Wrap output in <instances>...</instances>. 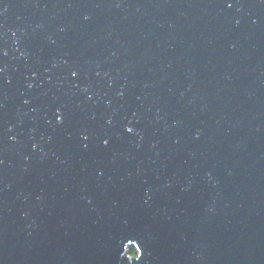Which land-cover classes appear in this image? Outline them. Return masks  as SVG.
Instances as JSON below:
<instances>
[{"label":"water","instance_id":"obj_1","mask_svg":"<svg viewBox=\"0 0 264 264\" xmlns=\"http://www.w3.org/2000/svg\"><path fill=\"white\" fill-rule=\"evenodd\" d=\"M124 262L264 264V0H0V264Z\"/></svg>","mask_w":264,"mask_h":264},{"label":"trees","instance_id":"obj_2","mask_svg":"<svg viewBox=\"0 0 264 264\" xmlns=\"http://www.w3.org/2000/svg\"><path fill=\"white\" fill-rule=\"evenodd\" d=\"M131 253L134 255L136 254L135 248H131ZM123 264H130L129 262H124Z\"/></svg>","mask_w":264,"mask_h":264},{"label":"snow or ice","instance_id":"obj_3","mask_svg":"<svg viewBox=\"0 0 264 264\" xmlns=\"http://www.w3.org/2000/svg\"><path fill=\"white\" fill-rule=\"evenodd\" d=\"M129 131H131V129H129Z\"/></svg>","mask_w":264,"mask_h":264},{"label":"rangeland","instance_id":"obj_4","mask_svg":"<svg viewBox=\"0 0 264 264\" xmlns=\"http://www.w3.org/2000/svg\"><path fill=\"white\" fill-rule=\"evenodd\" d=\"M130 255H133V254H130Z\"/></svg>","mask_w":264,"mask_h":264}]
</instances>
